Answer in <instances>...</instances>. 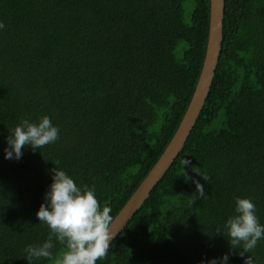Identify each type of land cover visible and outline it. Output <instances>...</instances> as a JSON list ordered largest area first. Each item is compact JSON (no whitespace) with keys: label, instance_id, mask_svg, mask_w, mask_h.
Segmentation results:
<instances>
[{"label":"trees","instance_id":"1","mask_svg":"<svg viewBox=\"0 0 264 264\" xmlns=\"http://www.w3.org/2000/svg\"><path fill=\"white\" fill-rule=\"evenodd\" d=\"M210 8L211 0H0V264H29L25 247L47 239L36 212L57 161L114 220L189 107ZM44 115L58 140L5 159L9 130ZM185 174L204 187L193 204ZM236 197L251 198L264 224V0H224L220 58L199 118L96 264H200L224 253L228 264L248 255L264 264V240L250 253L231 249L224 223ZM54 245L56 257L64 248Z\"/></svg>","mask_w":264,"mask_h":264},{"label":"clouds","instance_id":"2","mask_svg":"<svg viewBox=\"0 0 264 264\" xmlns=\"http://www.w3.org/2000/svg\"><path fill=\"white\" fill-rule=\"evenodd\" d=\"M58 138L59 129L49 116L44 115L36 122L21 118L5 138L4 158L19 160L24 148L39 150L55 143ZM187 163L185 159L182 161L183 168ZM58 164L57 161L51 170V183L44 193V202L36 212L39 223L47 225L50 230L48 237L42 243L27 245L24 249L25 259L29 264H33L34 260L53 258L54 264H96L109 252V244L114 236L110 231L113 223L111 209L98 202L94 189L78 185L70 175L57 167ZM193 170L204 180L207 179ZM189 179L196 189L190 197L193 204L197 198L205 197V192L198 180L185 174V181ZM234 211L235 214L224 223L227 239L231 249L239 248L242 253H250L258 241L264 240V224L259 222L251 198L236 197ZM54 240L64 248L62 254L56 257L52 252ZM228 260L229 254L224 253L219 257L202 259L200 264H228ZM244 264H253L251 255L244 259Z\"/></svg>","mask_w":264,"mask_h":264},{"label":"water","instance_id":"3","mask_svg":"<svg viewBox=\"0 0 264 264\" xmlns=\"http://www.w3.org/2000/svg\"><path fill=\"white\" fill-rule=\"evenodd\" d=\"M224 20V0H211L210 29L200 78L192 96L189 107L167 148L160 159L114 218L110 231L114 234L112 240L127 225L137 210L147 200L152 190L159 184L168 169L185 146L205 104L209 93L222 46V31ZM111 240V241H112ZM110 241V242H111Z\"/></svg>","mask_w":264,"mask_h":264}]
</instances>
